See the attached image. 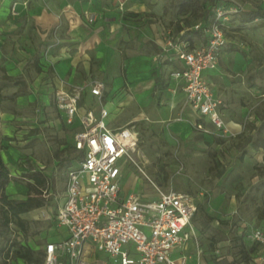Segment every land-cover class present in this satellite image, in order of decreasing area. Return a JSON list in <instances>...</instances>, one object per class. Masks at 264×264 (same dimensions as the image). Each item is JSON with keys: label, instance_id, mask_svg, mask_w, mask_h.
Segmentation results:
<instances>
[{"label": "rangeland", "instance_id": "obj_1", "mask_svg": "<svg viewBox=\"0 0 264 264\" xmlns=\"http://www.w3.org/2000/svg\"><path fill=\"white\" fill-rule=\"evenodd\" d=\"M125 1L124 11L127 4L139 0ZM214 1H224L228 5L238 1L244 6L243 12L231 17L228 22L229 43L219 59L224 70L218 78L224 87H232V90L234 88L229 86V82L236 84L238 91L251 84L257 87L251 96L245 93L240 98L232 95V106L228 109L231 112L235 107H245L248 113L256 111L258 117L264 119V17L246 20L249 12L261 9L260 0H141L140 3L145 4L143 12L136 15L134 12L127 13L136 21H139L137 15L145 13L146 20L137 27L139 36L130 38L121 48L127 55L129 51L138 58L144 57V63L139 62L136 71L144 73L146 84L155 81L154 88L147 87L142 94L135 95L129 89L131 82L124 86L121 79V68L129 69V56L122 60L120 55L112 64L107 61V51L106 54L104 51L100 54L92 51L90 76L93 80L106 83L107 98L103 99V103H111L118 112V118L111 115L113 122L110 126L131 122L140 131L139 160L144 174L135 166L127 167L124 191L127 194H156L154 183L162 190L199 196L203 211L196 213L194 221L199 233L198 246L195 250L191 245L187 246L193 263L228 264L234 261L236 264H264L258 258L252 260L257 257L259 247L249 238L251 229L264 228V127L258 129L247 120L239 133L209 134L211 136L195 128L191 110L179 96L166 90L168 84L157 88L159 80L168 79L167 68L163 64L160 76H157L152 59L157 50L156 44L147 39L149 29L164 28H171L176 35L181 33L180 40L201 38L203 33L195 26L208 20V9ZM118 5L119 1H116L114 6ZM1 67L0 61V91L12 93L13 83L5 79V71ZM81 76L84 80L89 75L86 77L82 71ZM217 90L222 96L223 88L219 83ZM39 104L37 111L33 106L28 107L29 112L17 111L15 99L0 98V152L10 170L11 180L7 190L12 199H27L30 173L41 166L52 176L54 191L61 195L67 165L76 156L67 144L72 131L63 122L59 130L38 126L44 121V115L38 110L42 107ZM222 106L221 109H226ZM9 111L14 112L13 120L1 114ZM10 123L14 128L10 127ZM30 125L38 128H26L29 133L19 132L25 130L23 126ZM27 137L30 141L25 142ZM10 147L20 151L18 159H8ZM24 159L28 162L29 174L21 172V161ZM51 198L48 205L55 212L57 203ZM146 198L153 199L154 196ZM22 217L28 223V236L15 223L5 226L0 213V264H25L21 259L7 258L12 243H34L38 246L36 251H42L51 231L57 229L53 220L43 219L37 212ZM197 250L201 251L199 258Z\"/></svg>", "mask_w": 264, "mask_h": 264}, {"label": "built area", "instance_id": "obj_2", "mask_svg": "<svg viewBox=\"0 0 264 264\" xmlns=\"http://www.w3.org/2000/svg\"><path fill=\"white\" fill-rule=\"evenodd\" d=\"M118 1V9L124 11L126 1ZM260 2L264 7V0ZM243 10L238 1L231 5L214 1L208 20L195 26L203 33L204 44L195 46L189 40H180V34L166 28L164 45L154 55L156 62L182 63V68H173L169 73L176 83L172 91H182L199 119L211 123L212 128L194 123L205 134L227 132L221 112L223 102L216 97L207 74L218 68L229 43L228 22ZM12 14H17L16 3ZM83 16L89 24L96 21L94 13L84 12ZM87 90L100 101L99 111L88 108L81 112L80 103ZM104 90L102 82L87 81L56 93V106L65 122H78L73 144L81 156L67 172L62 197L43 191L46 202L52 196L62 199L57 210L53 212L46 205L35 211L66 231L63 238L45 245L43 264H192L185 249L190 243L194 250L198 246L199 233L193 219L199 196L162 190L154 183L157 196L153 199L137 193L122 195L121 182L127 167L135 166L144 174L139 160L140 131L131 123L110 126V112L102 104ZM249 238L259 247L252 260L258 258L264 263V228L254 227ZM197 254L199 258L201 251Z\"/></svg>", "mask_w": 264, "mask_h": 264}, {"label": "crops", "instance_id": "obj_3", "mask_svg": "<svg viewBox=\"0 0 264 264\" xmlns=\"http://www.w3.org/2000/svg\"><path fill=\"white\" fill-rule=\"evenodd\" d=\"M118 0H0V61L2 62V70L5 71V79L10 80L13 86L12 93H7L6 90L0 91V98L2 99H15L16 109L30 111L28 107L33 106L36 109L39 103L42 107L39 108L40 113L44 115V121L38 126L47 128H55L56 130L61 129V122L65 124L69 130L72 131V135L67 144H69L71 150L75 151L76 156L69 161L67 165V171L65 175V183L63 192L59 195V192L54 191V183L52 176L43 168H35L33 171L43 173L48 182L44 190L51 191L55 196L62 197L66 188L67 172L69 168L76 166L81 154L74 148V134L78 130V122L74 125H68L65 119L59 112L56 106V93L62 89H70L71 87L79 84L86 83L87 81H100L105 85L104 97H106V83L102 80H93L90 76L91 67V53L93 50L96 54H100L101 51H106L107 61L115 64V60L120 58L122 60L128 59L129 69L126 71L124 67L121 68L122 80L124 86L129 84V89L135 94H142L147 87L154 88L155 81L146 84L144 82V73L142 71H136L138 63H144L143 58H138L134 54L128 55L121 45L131 39L137 38L140 32L137 27L146 20L144 17L145 13L137 15L136 21L133 17H129L127 12H134L135 15L143 12L145 4H141L140 1L132 2L127 4L126 10L120 12L118 7L114 6ZM16 3L17 14H12V7ZM250 4V2L248 3ZM143 7H140V6ZM260 11L264 13V7L260 5ZM84 12H91L96 15V21L89 24L85 17ZM259 17V18H263ZM126 18V19H125ZM257 18V19H259ZM255 19V20H257ZM131 28V29H128ZM147 28H149L147 26ZM149 29V36L147 39H151L155 42L157 50L154 55L158 53L164 45V30ZM131 35V37L129 35ZM181 35V33H180ZM140 38V37H138ZM143 38V36H142ZM192 45L200 46L205 43V37L202 35L201 38H194V41H190ZM100 50V52L98 51ZM85 53V55H84ZM170 53H174V49H170ZM154 71L157 76H160V68L164 64L167 68V80H159L156 84L157 88L164 87L168 84L166 90L173 93L187 105L186 96L182 91L173 92L172 88L175 86V82L169 77V73L173 68H182V63L178 60L156 62L154 56ZM224 70L219 64L218 68L207 74L208 79L213 83L216 97H218L224 104V108L221 109L223 120L227 126V132L225 134L231 135L242 131L245 122L255 124L257 128L264 127V119L258 117L256 111L247 112L245 107H235L230 112L229 107L232 106V95L241 97L242 93L249 96L255 93L257 87L255 84H251L248 88L242 87L240 91L233 83L229 82V86L224 87L218 78ZM86 73V79L82 80L81 72ZM120 84V81H117ZM134 82V83H133ZM220 84L223 88L222 96L219 95L217 90V84ZM226 84V83H225ZM240 86V85H239ZM252 87V88H251ZM3 94V95H2ZM102 104L110 112V124L113 122L111 115L118 118V112L109 103ZM222 106V107H223ZM237 106V105H236ZM95 109L99 111L100 101L96 99L87 90L83 93L82 100L80 103L81 112L84 109ZM193 114V125L197 122H202L205 126L212 128L211 123L207 119H199L198 115L188 106ZM225 110L228 112L225 113ZM37 111V109L35 110ZM228 113V114H227ZM6 118L13 120L15 118L14 112H1ZM131 122H124L122 126ZM10 127L14 128L12 124ZM38 126H23L25 130L19 132L29 133L26 128H38ZM118 127V126H117ZM263 130V129H262ZM219 132L218 134L222 133ZM209 135V134H205ZM211 136V135H209ZM30 141V137H27L25 142ZM13 142V141H10ZM68 146V145H67ZM8 152V159H18L20 151L10 147ZM5 163V157L1 154ZM22 162L21 172L28 174L30 172L28 162L24 159ZM57 164V161L55 160ZM125 172L121 182L122 195L127 196L124 191V182L127 178ZM31 183H34L32 179H29ZM8 187V186H7ZM43 190V191H44ZM8 193V190H7ZM142 195V194H141ZM143 196H157L156 194L143 195ZM55 199L57 203L56 210L62 199L55 198L52 196L51 199ZM50 201V200H49ZM48 201V202H49ZM45 200V206L47 205L49 210L51 206L48 205ZM44 207V206H43ZM40 209V208H39ZM38 210V209H36ZM36 210L28 212L29 214ZM26 213V214H28ZM25 215V214H24ZM55 223V221H53ZM56 225V224H55ZM56 227V226H55ZM65 229L57 227L56 230L51 231L48 241H58L65 236ZM56 236V239H53ZM45 244V245H46ZM29 245L35 249L38 246L36 244ZM44 245V247H45ZM192 246L190 243L187 246ZM43 247V255H44ZM36 250V249H35ZM185 252L189 254L187 247ZM23 261V260H22ZM24 262V261H23ZM192 264L193 261L191 260ZM25 263V262H24ZM26 264V263H25Z\"/></svg>", "mask_w": 264, "mask_h": 264}, {"label": "trees", "instance_id": "obj_4", "mask_svg": "<svg viewBox=\"0 0 264 264\" xmlns=\"http://www.w3.org/2000/svg\"><path fill=\"white\" fill-rule=\"evenodd\" d=\"M187 11L188 9H186V12ZM262 16H264V13L260 10L252 11L247 14L246 20L253 21ZM73 151L75 150L73 149ZM30 179H32L34 183H28L29 195L27 199H12L7 193V186L9 185L11 180L10 170L0 152V213L2 216V222L7 227H9L10 223H15L25 236H28L29 227L27 221H25L22 216L30 211L45 206L43 190L48 182L46 176L43 173L36 171L30 173ZM198 211H203V206L201 204H199L198 206ZM194 221L195 217L193 219V222ZM212 243L214 242L212 241ZM9 257L21 259L26 264H43L44 261L43 251H36L25 242H23L22 244L20 243L19 245L17 242L12 243V249L11 251H8L7 258ZM228 264H236V262L233 261Z\"/></svg>", "mask_w": 264, "mask_h": 264}]
</instances>
